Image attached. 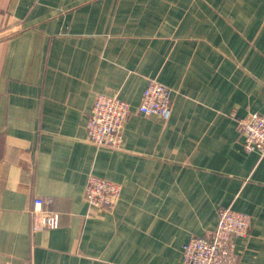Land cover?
<instances>
[{
	"label": "crops",
	"instance_id": "1",
	"mask_svg": "<svg viewBox=\"0 0 264 264\" xmlns=\"http://www.w3.org/2000/svg\"><path fill=\"white\" fill-rule=\"evenodd\" d=\"M154 79L163 121L138 113ZM98 94L131 113L122 149L89 140ZM264 116V0H0V264H184L219 212L253 226L220 264H264V154L239 121ZM122 188L92 209L88 178ZM41 198L59 227L32 232Z\"/></svg>",
	"mask_w": 264,
	"mask_h": 264
},
{
	"label": "built area",
	"instance_id": "2",
	"mask_svg": "<svg viewBox=\"0 0 264 264\" xmlns=\"http://www.w3.org/2000/svg\"><path fill=\"white\" fill-rule=\"evenodd\" d=\"M172 104V90L151 79L143 92L137 111L141 115L156 116L167 121L172 114ZM130 113L129 103L119 95L98 94L86 123L89 140L99 147L122 149L124 130ZM238 129L244 150L263 155L264 116L250 114L239 121ZM121 191L119 184L91 175L85 189V200L92 209L113 210ZM30 214L33 218V233L59 227V214L45 210L41 198L34 199ZM252 226L253 219L250 215L231 208L221 209L217 228L210 237L193 236L183 245V263L220 264L222 250L233 251L234 239L247 237Z\"/></svg>",
	"mask_w": 264,
	"mask_h": 264
}]
</instances>
